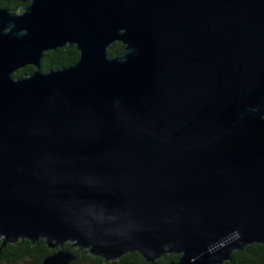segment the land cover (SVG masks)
<instances>
[{"label": "water", "instance_id": "95a60500", "mask_svg": "<svg viewBox=\"0 0 264 264\" xmlns=\"http://www.w3.org/2000/svg\"><path fill=\"white\" fill-rule=\"evenodd\" d=\"M22 2L0 8V251L224 264L264 246V0ZM65 46L78 60L42 73Z\"/></svg>", "mask_w": 264, "mask_h": 264}, {"label": "trees", "instance_id": "16d2710c", "mask_svg": "<svg viewBox=\"0 0 264 264\" xmlns=\"http://www.w3.org/2000/svg\"><path fill=\"white\" fill-rule=\"evenodd\" d=\"M23 6L22 0H0V8L6 7L10 11H20ZM124 47L117 42L109 47L108 54L111 57L122 55ZM79 58V53L74 46L63 47L56 51H49L43 54L40 61V71L48 73L51 70L60 69L73 65ZM34 72V68L27 66L14 73V78L24 77ZM1 243V240H0ZM66 244L65 247H68ZM52 254L47 249L43 240H39L32 246L27 240H19L15 245L7 244L0 251V264H42L44 257ZM178 256L168 255L158 261L159 264H168L176 261ZM70 264H147L141 261L137 253L126 254L120 260L104 263L100 258L85 255L81 259ZM224 264H264V246L251 245L244 251L235 252L232 260Z\"/></svg>", "mask_w": 264, "mask_h": 264}, {"label": "flooded vegetation", "instance_id": "af4514ba", "mask_svg": "<svg viewBox=\"0 0 264 264\" xmlns=\"http://www.w3.org/2000/svg\"><path fill=\"white\" fill-rule=\"evenodd\" d=\"M23 3V2H22ZM29 2H26V3H23V6H25V5H27ZM22 6V7H23ZM22 7H21V9H22ZM21 11V10H20ZM20 11H16L17 13H19Z\"/></svg>", "mask_w": 264, "mask_h": 264}, {"label": "rangeland", "instance_id": "374dc122", "mask_svg": "<svg viewBox=\"0 0 264 264\" xmlns=\"http://www.w3.org/2000/svg\"><path fill=\"white\" fill-rule=\"evenodd\" d=\"M19 264H23V263H19Z\"/></svg>", "mask_w": 264, "mask_h": 264}]
</instances>
